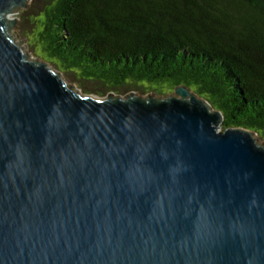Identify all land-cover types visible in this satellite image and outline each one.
Masks as SVG:
<instances>
[{
	"label": "water",
	"instance_id": "obj_1",
	"mask_svg": "<svg viewBox=\"0 0 264 264\" xmlns=\"http://www.w3.org/2000/svg\"><path fill=\"white\" fill-rule=\"evenodd\" d=\"M29 3L0 0V264H264V140L185 86L82 95L17 39Z\"/></svg>",
	"mask_w": 264,
	"mask_h": 264
},
{
	"label": "trees",
	"instance_id": "obj_2",
	"mask_svg": "<svg viewBox=\"0 0 264 264\" xmlns=\"http://www.w3.org/2000/svg\"><path fill=\"white\" fill-rule=\"evenodd\" d=\"M41 60L111 91L185 86L264 140V0H45Z\"/></svg>",
	"mask_w": 264,
	"mask_h": 264
},
{
	"label": "rangeland",
	"instance_id": "obj_3",
	"mask_svg": "<svg viewBox=\"0 0 264 264\" xmlns=\"http://www.w3.org/2000/svg\"><path fill=\"white\" fill-rule=\"evenodd\" d=\"M45 0H31L29 3V6L26 9H20L19 12L14 14L13 20H16L15 24V33L17 35L18 40H25V48L27 50V53L34 59L43 61L40 58H38L36 55H34V51L31 47H29V41L27 39L28 32H32L35 28L34 21L38 20L37 17H40L43 11ZM45 62V61H43ZM50 66L55 69L57 72L61 73L64 80L70 85L74 86L77 91H80L82 95H91L97 98H107L110 94H114L115 97L121 96L126 97L131 94H138L141 96H149V95H156L158 97H168L169 95H176L175 91L173 93H170L166 96L158 95L155 91H152L147 86H132L128 85L126 87L117 89L116 91H111V89L102 86L100 83L97 82H84L80 81L77 74L73 73H62L59 71L56 67L50 64ZM223 124V123H222ZM261 141H263L260 138Z\"/></svg>",
	"mask_w": 264,
	"mask_h": 264
},
{
	"label": "bare ground",
	"instance_id": "obj_4",
	"mask_svg": "<svg viewBox=\"0 0 264 264\" xmlns=\"http://www.w3.org/2000/svg\"><path fill=\"white\" fill-rule=\"evenodd\" d=\"M30 1H31V0H30ZM14 14H16V13L8 14V15L6 16L7 20H8V21H12V20H13V16H14ZM258 139H259V137H258Z\"/></svg>",
	"mask_w": 264,
	"mask_h": 264
}]
</instances>
